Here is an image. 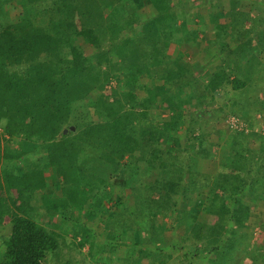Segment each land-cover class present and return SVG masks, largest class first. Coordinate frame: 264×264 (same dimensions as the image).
<instances>
[{
  "label": "trees",
  "instance_id": "16d2710c",
  "mask_svg": "<svg viewBox=\"0 0 264 264\" xmlns=\"http://www.w3.org/2000/svg\"><path fill=\"white\" fill-rule=\"evenodd\" d=\"M12 4L19 13L6 25ZM110 79L121 84L112 100ZM261 83L264 0H0V264H47L61 257L62 234L96 264H264V241L254 242L264 231L263 217L254 220L264 208V137L253 132L256 115L264 117ZM231 91L229 116L251 131L223 130L227 146H217L203 108ZM87 148L103 179L75 170ZM133 165L156 178L132 188L128 212L127 178L141 175ZM58 180L62 195L66 184H84L94 211L111 197L113 208L134 215L132 225L110 226L102 246L95 226L43 224L41 200L46 193L56 206L50 183ZM175 215L179 246L158 224Z\"/></svg>",
  "mask_w": 264,
  "mask_h": 264
},
{
  "label": "rangeland",
  "instance_id": "374dc122",
  "mask_svg": "<svg viewBox=\"0 0 264 264\" xmlns=\"http://www.w3.org/2000/svg\"><path fill=\"white\" fill-rule=\"evenodd\" d=\"M208 3V4H207ZM206 5H209L210 3L207 2ZM203 3H196L194 5H192L193 8L192 12L195 13L198 10V7L201 6ZM246 6V3H245ZM6 15L4 16V23L6 25H10L16 22V16L19 13V10L16 9L15 5H9L6 8ZM250 26V23L248 24ZM200 26V25H199ZM200 27H198V29H200ZM128 36L132 35V32H129L127 34ZM201 44H205L203 39L200 38ZM83 47H86V50L88 49V45L84 44ZM88 51V50H87ZM215 51L216 50H212L211 52H209L208 54H210L209 57L214 56L215 55ZM90 53V51H88ZM212 70L215 69V65H212ZM149 82L148 80L144 79V83L145 82ZM142 82V81H141ZM264 84V83H261ZM104 85H106V89L108 90L107 92V97H109L111 100L113 99V96L111 94V88H120L121 84H118L117 81L115 79H110V81H108L107 83H105ZM117 86V87H116ZM262 87L264 88V85H262ZM263 88L258 89V93L256 97L259 98H263ZM123 92H125L127 95L130 94V91L128 90H123ZM105 94V92H103ZM254 95V94H253ZM256 95V94H255ZM92 96H94V94H92ZM251 98H253L251 96ZM90 99V96L88 97V101ZM233 99H236V96L234 97L233 92H229L228 95L223 94V97L220 98L219 100L216 101V103L214 105H211L210 107H204L203 109L210 111L212 113V119L206 121L207 124H209V127L207 126V130L206 132L208 133V139L213 143L216 144L217 146H221L220 143L226 147L227 144H224V142L221 140L222 137H220L221 134H219L220 132H226V133H234V131H240V132H245V133H250V129L247 126V122L245 121L244 123V130L241 129L240 127L238 129H232L229 125L230 123V106L232 105L231 103L234 101ZM252 100V99H251ZM200 112V111H199ZM99 116L98 114H96V117ZM241 120V119H240ZM242 121V120H241ZM255 125H254V131L257 134H261L264 137V117H262L261 114L258 113V115H256V120H255ZM74 128V127H72ZM71 128V130H72ZM75 129V128H74ZM2 128H0V138H2L3 136V131H1ZM224 130V131H223ZM224 132V133H225ZM6 136V135H5ZM261 140L260 138H258V136L253 137L252 139V147H258L260 144ZM17 146H19V144H17ZM16 146V147H17ZM222 146V147H223ZM4 148V146H3ZM34 156V155H33ZM34 158V157H33ZM95 157L92 154V152H90V149L87 148L86 150H84L82 152L81 155V159L78 160L77 164H76V171L79 172L82 176V179L84 180V174L86 173H92V174H96L95 176L100 177L101 179H103V172L104 170L98 166L97 163L94 162ZM131 171H135V172H141L140 177H135L136 174L132 175L131 177L127 178V185H128V189L127 192L125 194L124 197H126L127 201L124 202V200H122V202H124L123 205H127L128 208V212H133L134 210V203H136V199L134 198L135 195L131 192L132 188L135 187V185H140L142 182H144L146 180V182H151L154 181V179L156 178V176H152L150 177L148 175V173L150 172V169H144V168H137L135 167V165H133V167L131 168ZM85 172V173H84ZM95 172V173H94ZM105 176V175H104ZM94 177V176H93ZM106 178L108 176H105ZM137 182V183H136ZM51 186H53V188H55L54 190V199H55V207H48L47 203H46V198L47 195L45 193L44 198H42L41 203H40V207H42L40 210L39 209V220L43 223L46 224L51 223V225L53 226H65L64 229H67L69 232H77L79 227L78 226H84V224L86 226H95V229L97 230L99 228V240L102 242V246L108 245L106 243H108V236H109V232H113L115 233V231L112 229V227L110 228V226H130L132 225V220H134V215L127 213V211L124 210L123 207H112L111 204V197H103L101 202V207L98 210H92L91 209V203H88L89 201L91 202H95L94 198L85 200L84 203V184L81 185L83 186L82 188H80L78 185L76 188H74V184H69V185H65V189H64V193L62 195L61 192V186L62 184L60 183V181H54L50 183ZM72 188V191H71ZM69 191L71 193L75 194V200L68 198L69 197ZM117 191H115V195H117L116 193ZM68 194V195H67ZM107 195L113 194V192H107ZM112 199H116V196H113ZM135 199V200H134ZM183 199H181L182 201ZM183 202V201H182ZM181 202V204H179V209L180 210H184L190 208L189 206L186 207L183 205V203ZM88 203V204H87ZM126 209V207H125ZM103 212L101 213V215H99L97 217V215L100 213V211ZM264 210V208H262V206L256 208V213L257 214H261V212ZM122 212V214H121ZM112 213L115 214V216L113 215L112 217ZM256 216V218H254V220H259L262 219L261 217H263V222H264V216ZM97 217V219H96ZM92 218H95V221H91ZM141 222H145L142 219L140 220ZM179 222L180 219L178 218V215H175V217H170V218H165L163 216H159L158 218V224L164 226V228L167 230V233H165V235L167 236V238L169 239V242L174 243L175 246H179V242L181 240V236H182V232L180 231V227H179ZM68 226H71L70 228ZM145 226H148L145 225ZM149 226H152L149 225ZM93 228V227H91ZM72 229V230H71ZM8 231V230H7ZM150 231V229L148 230V232ZM0 233H2L3 235V231L0 230ZM150 234H153L152 232H149ZM59 234V233H58ZM156 235V234H155ZM60 236V234H59ZM72 236V233H71ZM70 236V237H71ZM119 236L123 237V234L119 233ZM60 244H61V257L56 258V257H50L47 261V264H62L63 262H65V260H67L68 258H73V264H84V255L88 254V248L84 249L83 252L80 253V251L75 247V243L74 242H70V240H67V237H65L64 234H62V237L60 236ZM263 239V240H262ZM121 240V239H120ZM68 243H67V242ZM122 241V240H121ZM120 241V242H121ZM261 241H264V231H260L259 229L256 232V237L254 242L257 244H260ZM128 244H131V242L127 241ZM101 246V244H100ZM110 246V245H109ZM157 246L159 245H152V247L150 248V250H157ZM141 248L140 247H136V251L138 252V250ZM102 249H106L107 247H103ZM100 249L99 251H97V256L99 255L100 252H102L103 250ZM5 248L2 246L1 241H0V258L2 257L3 253H4ZM76 250V251H75ZM126 249H122L120 251V255H124L126 253ZM136 252V255L138 254ZM176 253H174V256L179 255L178 251H175ZM105 256V255H102ZM180 256V255H179ZM88 261V260H87ZM85 262L86 264H96L95 262H93L92 260L89 262ZM197 262V261H196ZM116 264H122L119 262H115ZM172 264H176L172 261Z\"/></svg>",
  "mask_w": 264,
  "mask_h": 264
},
{
  "label": "built area",
  "instance_id": "2783aa9c",
  "mask_svg": "<svg viewBox=\"0 0 264 264\" xmlns=\"http://www.w3.org/2000/svg\"><path fill=\"white\" fill-rule=\"evenodd\" d=\"M230 127L232 128V129H238L239 127L241 128V129H243L244 130V123L239 119V118H237V117H235V116H231L230 117Z\"/></svg>",
  "mask_w": 264,
  "mask_h": 264
},
{
  "label": "water",
  "instance_id": "95a60500",
  "mask_svg": "<svg viewBox=\"0 0 264 264\" xmlns=\"http://www.w3.org/2000/svg\"><path fill=\"white\" fill-rule=\"evenodd\" d=\"M72 130L74 131L75 129L72 128ZM69 130H65L64 134H67Z\"/></svg>",
  "mask_w": 264,
  "mask_h": 264
}]
</instances>
